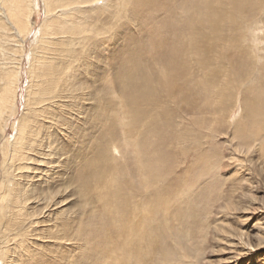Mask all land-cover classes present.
<instances>
[{"label": "rangeland", "instance_id": "374dc122", "mask_svg": "<svg viewBox=\"0 0 264 264\" xmlns=\"http://www.w3.org/2000/svg\"><path fill=\"white\" fill-rule=\"evenodd\" d=\"M206 1L169 0L167 4L170 3V6H167L166 9L170 12L163 14L162 11L158 12L160 10L154 12V9L151 10V8L143 10L140 6L135 7L136 0H93L89 5L90 9L89 7H86V9L88 10L87 13L92 12L89 16L90 23L88 26L91 30L94 28L95 31L81 35L83 40L79 41L80 45L76 46L74 53V58L77 59L76 68H78V73L81 75L79 77L80 82L81 79L88 82L89 89H87L86 94L91 92V96L85 95V92H82L83 95L80 92L81 94L78 99L76 98L77 100L71 98L69 102V104L78 102L76 103L78 108L75 105L72 113L77 111L78 114L83 113L84 115L79 114V120L85 124H77L79 122L77 118L76 122L75 117L71 120L68 117L69 123L66 126L70 127V124H72L70 127L72 129H69L68 133H72L78 125H80V128L82 127L81 132L77 138L70 134H58L57 145L62 146L64 152L67 149L70 155L77 152V160H81L85 165L93 159L96 151L95 147L101 148L103 156L94 165H91V172H93L90 173L89 184L95 190L90 191L91 195L89 197L93 195L94 199L98 201L97 195L101 192L103 182L110 185L114 176L113 169L117 170V166H119L125 172L130 170V173L126 176L127 178L122 179L119 185H122L123 193L131 202H135L131 198L137 197V202L139 197H143L142 195L148 193V196H151L157 202H167V200L172 199L170 212L174 208L176 210L177 202L180 207L184 206L182 213L189 211L187 214H182L183 217L181 216L186 224H183L184 227L178 225L175 217H169V223H172L175 230L172 229L171 232H168L171 235L168 237L169 241L165 242L166 239H162L161 242L165 243L158 245L159 249L156 248L157 250H155L153 256L155 262L151 261V264H264V169L263 164L260 162L264 157L260 158L257 153L260 148V138L264 137V121L260 125V132L256 137L252 134L247 135V131L243 130L242 136H247V144L251 147L238 149L235 145L236 140L232 128L239 119L238 116L242 108L240 101L242 89L235 93L236 96L233 94L234 91L230 94L226 92L228 87L225 85L224 75L222 72L219 75V71L223 70V66L225 68L229 66V62L227 61L226 64L224 61L222 62L218 54L222 49L220 48L221 45H218L220 38L209 37L207 30L196 28L198 26L195 23L197 18L201 20L208 19L207 16L210 15V11L207 12L206 7L219 9V2L221 5L225 3H223L224 0ZM34 2L35 7L30 11L29 17L31 30L23 41L22 50L19 49L21 43L15 42L18 41L16 37L12 36L10 41L7 40L5 46L3 36L0 35V51H3L0 52V66L12 69V66L15 68L17 62L20 61L19 70L21 75L16 97L18 109H16L15 115L7 121L8 124L4 132H0V180L4 179V171L10 169L11 172L12 170L9 167L10 165L2 168L5 161L2 152L3 150L4 152L9 150L10 142L15 138L17 120L28 112L25 101L30 86L29 70L34 60L33 55L39 56L42 51L41 46L37 43L40 37H43L41 33L42 26L49 19V15L46 14L44 9L43 0H34ZM119 2L120 5H118ZM117 6L119 9L116 8ZM226 7L229 14L231 7L229 5ZM203 11L207 14L206 18L199 14V12L204 14ZM223 11L225 12L224 9ZM263 14L262 12L257 18H262ZM77 16L81 18L76 14ZM234 17L238 19L235 14ZM230 31L231 29L226 31L227 36H229ZM241 31H244V29L241 28L239 32ZM157 32L158 34H156ZM150 34L151 37H154L152 39L155 40H150ZM125 36L130 37V40L127 42L123 40L122 37ZM205 36L208 38H205ZM157 38L160 39L159 41L164 40L160 44V49ZM213 45L215 49L212 47ZM261 46L264 47L262 44ZM118 47L120 48L117 49ZM3 48L5 49L3 50ZM121 48H126L127 51L125 49L122 52ZM207 48L209 50H206ZM185 49H188L187 53ZM227 50L226 54L231 56L232 52L229 51V47H227ZM117 51L119 53L114 55L116 59L112 60L109 68L110 75L114 73L115 77L118 78L115 83L117 93H111L109 98L112 100L111 103L114 109H117V115L114 113L116 120L118 119L115 122V134L119 138L116 141L109 142L107 137H102L103 131L106 127H109V122L105 123L106 119L104 117L100 118V122L92 121L88 117L89 113L85 112L89 111L88 108L92 106V103L100 109L105 106V100H103L101 94L95 96V101L90 99L93 94H98L100 87H102V82L95 83L92 79L96 73L100 72L98 70L101 69V62L108 63V59H111L112 54ZM209 51H213V56L212 53H208ZM215 51H217L216 54ZM47 52L45 55H47ZM206 55L211 58L208 56L206 58ZM182 56L184 57L181 58ZM234 56L236 57L235 54ZM235 57L232 55L231 58L235 60ZM244 57L240 60L245 62L244 59H247V64L250 63V59L255 58L252 56L248 60L247 57ZM18 59L20 60L18 61ZM86 60L90 64L83 67ZM254 61L256 60L254 59ZM207 62L210 63L207 64ZM236 62L235 60L234 63ZM181 65H183L182 68L179 67ZM166 69L180 72V74L174 75V78H177L176 83L183 90L180 94L172 96L169 91L171 89H166L168 82V71ZM211 70L214 74H211ZM93 72L94 75L90 77ZM124 75L130 77V90L134 89L136 91L141 88V91L147 92V96L138 99L134 117L130 115L129 107L120 95L122 91L119 87L117 88L119 80H126ZM249 83L245 81L243 85L248 86ZM258 84L263 86L262 82ZM103 114L105 116V113ZM244 138L246 139V137ZM233 139L234 141H232ZM107 143H110V145H107ZM93 146L94 148H92ZM121 146L124 150L121 149ZM114 148L120 151L118 152ZM127 148L130 150L127 151ZM55 159L57 160V158ZM144 172H146L145 176ZM96 175L101 178L97 180ZM114 181L117 182V179H114ZM147 181L150 186H148L149 190L139 194L138 191H141V187L143 188ZM177 196H179V200H177ZM156 197L158 198L156 199ZM168 197L169 199H167ZM130 201L129 204H132ZM188 208L191 209L188 210ZM165 213H163L162 218H165ZM156 224L158 225V222ZM174 231L177 234H184L178 236L181 241L180 244H178L179 241L175 243L176 239L173 237L176 236L172 235ZM131 233L129 232V234ZM95 236L96 239L90 238L89 244V247L94 246V248L89 249L92 254H95L96 251H91V249H97V252L103 251L100 248L102 245L99 244L101 239L99 240L97 235ZM1 240L0 264H13L14 262L18 264L16 263L17 253H10L13 257L9 254L6 258L2 256V249L7 244L3 242L7 240ZM91 241L95 242L91 244ZM38 242L40 243V241ZM13 243L10 242L9 245ZM168 243L169 245L166 246L165 244ZM67 245L64 248L68 250L71 245ZM162 245L168 247V249ZM170 245H173L176 249L172 246L170 248ZM37 253L38 249L37 252L32 251L35 256L39 254ZM75 254L76 251L73 255ZM96 256L92 257L98 259ZM46 262L59 263L56 259L50 260L49 257L46 258ZM99 262L97 263L99 264Z\"/></svg>", "mask_w": 264, "mask_h": 264}, {"label": "bare ground", "instance_id": "6f19581e", "mask_svg": "<svg viewBox=\"0 0 264 264\" xmlns=\"http://www.w3.org/2000/svg\"><path fill=\"white\" fill-rule=\"evenodd\" d=\"M92 1L93 0H43L44 9L46 14L49 15V19L42 26L41 33L43 37H40L37 43L41 46L42 51L39 53V56L33 55L34 60L29 70L30 86L28 87L29 93L25 101L28 112L17 120L15 138L11 140L9 150H7V152L3 150L2 152L3 158L5 159L2 168H5L6 165H10L9 167L12 169L10 172V169L6 168L7 170L5 169L6 171L3 172L5 174L2 173L4 179L0 180V239L7 240L3 242L7 244H3L4 247L3 249L1 248L2 256L6 258L8 254L11 255L10 253H17L18 258L16 263L18 264H51L50 262H46V258L48 257L50 260L56 259L59 262L58 264H96L98 261H100L99 264H151V261L155 262L153 256L155 255V250L159 249V244L162 243V239H166L165 242L169 241L168 237L171 235L168 232L174 229L172 223H169V217H175L178 221V225L184 227L183 224L185 223L181 216L189 212L186 211V213H182L184 211V206L180 207L178 202L176 210L174 208V210L170 212L169 208H171L172 199L170 201L167 200V202H157L151 198V196H148V193L142 195L143 197H139L137 202V197L131 198L135 201L131 202L123 193L122 185H119L120 181L130 173V170L125 172L124 169L119 168V166H117V170L113 169L114 176L111 179L110 185L104 182L102 187L99 185L101 187V194L99 193V195H97L98 201L94 199L93 195L89 197V195H91L90 191L93 192L95 190L93 186L91 188L89 184L91 178L90 173L93 172H91V165H94L96 161L103 156L100 150L101 148L98 146L95 147L96 151L93 159L85 165L81 160H77V152H75L74 155H70L67 149L66 152H64L65 150L62 146L57 145L58 134H70L71 136L74 135V138H77L81 132L82 127L80 128V125H78L72 133H68L69 129H72L70 128L72 124H70V127L66 126L69 123L68 117L70 120L73 117H75V120L77 118L79 121L77 122L76 120L77 124H85L81 123L79 120V116L84 115L83 113H79L80 115L78 111L72 113L75 105L78 108L76 104L78 102L71 104H69V102L71 98L78 99L82 92H85V95L91 96V92L90 94H88V92L86 94L87 89H89L88 82L83 81V79H81L80 82L79 77L81 75L78 73V68H76L77 59L74 58V53L76 51V46L78 44L80 45L79 41L83 40L81 35L90 31H95L94 28L91 30V28H89L90 26H88L90 23L89 16L92 12L89 14L86 9ZM168 2L169 0H136L134 6H140L143 10L145 8H151V10L154 9V12L160 10L158 12L162 11L163 14H166L170 12L166 9L167 6H170V3L167 4ZM34 3V0H0V35L3 36V41L5 43L7 40L10 41L13 36L18 39V41L13 39L15 42L21 43L19 44V49H23V41L31 30L29 17L30 11L35 7ZM223 3L225 4L221 5L219 2V9L206 7L207 12L210 11V15L207 16L208 19L201 20L195 18V23H197L198 26L196 27L195 25V27L206 29L209 37L213 36L214 39L220 38L218 45L220 44V48L222 49L218 54L222 62L224 61L225 64L227 61L229 62V66H226V68L223 66V70L219 71V75L221 72L224 75V80L226 81L225 85L228 87V91L226 92L230 94L234 91L233 94L235 95V93H238V90L242 89V96L240 99L242 108L238 116L239 121L237 120L235 126L232 128L234 139L236 140L235 145L238 149H243L244 147L248 149L247 147L251 146L247 144V136H244L246 139L242 136L243 130L247 131V135L252 134L256 137L260 132V125L264 121V47L261 46V44L264 45V14L262 18H257L262 12L264 13V0H224ZM118 5H120V2ZM227 5L231 7V9L229 8V14L226 7ZM116 8L119 9L118 6ZM203 13L205 15L199 12V14L206 18L207 14L204 11ZM76 14L81 18H78V16L76 17ZM234 14L238 19L234 17ZM241 28H243L244 31L239 32ZM230 29L229 36H227L226 31ZM155 30L153 31L156 32ZM12 33L13 35H11ZM156 34H158V32ZM122 38L126 42L130 40L128 36ZM150 38V40H155L152 39L154 37H151V34ZM205 38L208 37L205 36ZM156 40H158L160 49V44L163 43L164 40L159 41L160 39L158 38ZM211 42L213 43V41ZM4 45L6 46L7 43ZM212 47L215 49L214 45ZM227 47H229V51L232 52V54H230L231 56L226 54V51H228ZM119 48L120 47L117 49ZM209 48L206 50H209ZM4 49L5 48H3V50ZM125 49L123 48L122 52ZM15 51L17 52V49ZM118 51L112 54V58L108 59V63L101 62V69L98 70L100 72L95 75L93 72L90 76L92 77L94 75L92 80H94L95 83L102 82V87H100L98 94H93V97L90 99L91 101H95V96L101 94L103 100H105V106L100 109L96 104L91 102L92 106L88 108L89 111L85 112L89 113L88 117L92 121L95 120L100 122V118L104 117L106 119L105 123L109 122V127H106L102 134V137H107L109 142L116 141L119 138L118 135L115 134V122L118 121V119L116 120L115 118L117 109H114L111 103L112 100L109 98L111 93H117L115 83L118 78L115 77L114 73L110 75L109 68L112 60L116 59L114 55L118 54L121 50ZM46 52L47 55H45ZM216 52L217 51L214 53L216 54ZM208 53H212L213 56V51H209ZM232 55L235 57L236 63H234L235 60L231 58ZM207 56L208 55H206V58ZM244 56L247 57L248 60L249 57L252 58V56H254L256 61L250 59V63L247 64V59H244L245 62L240 60V58L243 59ZM183 57L184 56L181 58ZM19 60L20 59H18V61ZM138 61L140 62L141 60ZM87 62L86 60L83 67H86V65L89 66L90 63ZM209 63L207 62V64ZM182 66L183 65L179 67L182 68ZM19 68L20 61L17 62L15 68L12 66V69H6L2 65L0 66L1 133L6 129L5 127L8 124L7 121L15 115L16 109H18L16 106V97L17 86L19 78L21 77ZM166 70L168 71L166 89H171L169 91L172 96L180 94V92L183 91L182 87L178 86L176 83L177 78H174V75L177 73L180 74V72L177 70ZM212 73L213 71L211 70V74ZM124 76L126 80H119L117 88L119 87L120 91H122L120 95L125 100V103H127L130 115L134 117L137 110L138 99L147 96V92L141 91V88H138L136 91L134 89L130 90V77ZM133 81L135 82V79ZM245 81L250 82L248 86L243 85ZM259 82H262L263 86H260L258 84ZM211 85L213 86V84ZM175 99H177V97H175ZM230 99L229 97V100ZM142 108L144 107L142 106ZM103 113H105V116ZM114 113H116V115ZM234 139L232 141H234ZM260 139V148L257 153L260 155V158H262L264 157V137ZM107 145H110V143H107ZM92 148H94V146ZM121 149L124 150L123 146H121ZM114 150H117V148H114ZM129 150L130 149L127 148V151ZM117 151L119 152L120 150ZM55 158H57V160ZM260 162L263 164L264 169V159ZM135 170L137 171L138 169ZM145 173L146 172H144V176ZM96 177L97 180L101 178L97 175ZM114 179H117V182H115ZM146 179L148 180V178ZM148 181L143 188L141 187V191H138L139 194H143L149 190L150 186ZM145 189L146 191H144ZM186 196L188 197V195ZM157 198L158 197H156V199ZM176 198L179 200V196ZM167 199H169V197ZM129 201L132 204H129ZM189 209L191 208H188V210ZM164 212H166V216L162 218ZM157 219H159V221H157ZM157 222L158 225L156 224ZM129 232H132V235L129 234ZM175 232L176 231H174V234H172L173 232L171 234L176 236L173 237L176 239L175 243L179 241L178 244H180L181 241L178 236L181 234ZM95 235H97L99 240L101 239L99 244H101L102 247H100L101 245L98 246L102 248L103 251L97 252V249H91V251L97 252L92 254L89 249L91 247L94 248V246L92 245L89 247V244L90 238H94ZM38 241H40V243ZM10 242L14 243L9 245ZM92 242L95 241H91V244ZM67 244L71 245L68 250L64 248L68 246ZM165 245L168 246L169 243ZM171 246L173 247V245H170V248ZM163 247L166 248L165 246ZM173 248L176 249V247ZM37 249L39 254L37 253L38 255L35 256L32 254V251L37 252ZM166 249H168V247ZM75 251L76 254L73 255ZM95 255L98 256H96L98 259L94 258ZM13 264H15V262Z\"/></svg>", "mask_w": 264, "mask_h": 264}]
</instances>
